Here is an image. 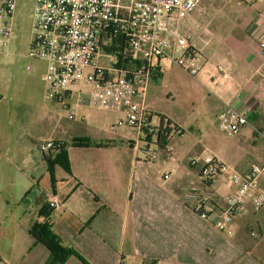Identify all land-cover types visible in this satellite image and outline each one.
Segmentation results:
<instances>
[{"label":"crops","instance_id":"crops-1","mask_svg":"<svg viewBox=\"0 0 264 264\" xmlns=\"http://www.w3.org/2000/svg\"><path fill=\"white\" fill-rule=\"evenodd\" d=\"M214 5L203 0L187 17L167 20L171 53L178 57L190 46L203 55L196 93H205V113L216 122L229 104L251 108L248 124L237 135L253 127L259 149L253 153L251 148L230 170L245 174L264 165V56L258 48L264 40V0H217ZM182 39L185 47L179 45ZM162 60L168 59L157 61L153 81L161 76ZM25 62L20 68L0 67V264H46L50 251L32 235L43 223L76 253L63 264H264L259 256L264 206L256 211L247 199L229 225L232 234L221 231V199L206 202L205 219L195 204L184 202L201 181L189 163L194 157L175 156V138L163 149L139 134L135 140L126 127L113 133L110 126L124 114L97 109L87 95L75 109L81 118L67 116L73 87L63 107L48 97L50 89L42 81L46 62ZM77 140L93 146H74ZM45 142L68 144L70 173L55 167L54 182L45 161L49 151L41 150ZM207 157L228 168L222 152L201 159ZM169 170L171 176L164 179ZM230 175L220 174L207 190L220 198L233 194ZM256 191L264 193V172ZM52 196L59 207L49 206Z\"/></svg>","mask_w":264,"mask_h":264},{"label":"built area","instance_id":"built-area-1","mask_svg":"<svg viewBox=\"0 0 264 264\" xmlns=\"http://www.w3.org/2000/svg\"><path fill=\"white\" fill-rule=\"evenodd\" d=\"M203 0H35L32 24L33 39L29 58L46 62L42 81L49 87L48 97L67 106L70 87L86 81L89 90L83 95L77 89L79 103L86 95L94 107L102 111L123 113L116 124L110 126L115 133L121 127L137 131L140 137L157 143L159 124L154 125L153 114L140 105L143 97L137 88L144 90L157 75V61L168 59L180 65L188 74L196 77L204 67L203 55L188 47L176 57L171 53L170 26L167 20L179 14H190ZM16 0H0V49L8 45ZM264 18V13L262 14ZM259 52L264 56V40L258 41ZM107 62L103 64L102 60ZM217 71L223 78L227 74L221 66ZM84 97V98H83ZM250 107L240 110L227 105L218 115L220 128L229 136L237 135L248 124ZM73 118V115H71ZM181 130L176 133L180 135ZM156 136L155 141L153 137ZM52 142L41 144L46 153ZM154 150L149 147L147 154ZM192 167L199 169L200 181H213L227 167L213 158L190 159ZM264 172V165H255L245 174L233 171L230 182L235 188L231 195L220 198L208 190L202 195V188L192 187L184 202L194 205L202 218L206 202L221 199L222 221L219 229L232 234L229 225L239 213L247 199L252 201L256 211L264 206V193L256 191V181ZM172 171L164 175L168 179ZM207 187V186H206ZM56 196L49 201L51 208L59 207Z\"/></svg>","mask_w":264,"mask_h":264},{"label":"rangeland","instance_id":"rangeland-1","mask_svg":"<svg viewBox=\"0 0 264 264\" xmlns=\"http://www.w3.org/2000/svg\"><path fill=\"white\" fill-rule=\"evenodd\" d=\"M204 3L208 6L211 5L210 7H215L214 4L217 3V0H204ZM34 8L35 0H16L13 15L9 19L11 23L9 45L0 49V67L20 68L22 67L21 64L26 63L25 59H30L29 51L33 39ZM175 16L187 17L188 15L176 13ZM179 45L185 47V39L180 40ZM102 62L107 65L104 59ZM159 71L161 73L160 78L152 80L145 90L142 87L137 88L140 93L144 91L139 103L156 113L153 114L154 125L159 124V116L165 115L179 126L181 134L173 136V139H175L172 143L176 157H181L182 161H186L188 156L191 155L195 159L201 160V157L222 152L229 163L223 174L229 176L231 174L230 170L237 160L250 152L251 148L253 153L258 151L260 141L257 140V133H255L253 127H248L249 134L247 135L240 134L229 137L220 128L219 122L215 120L216 118H211L205 113L206 102L201 101V97L205 93H196V77L188 74L180 65L171 60H162ZM79 87L83 95L89 90V84L86 81L74 85L72 88L73 96L69 102L71 109L64 108V113L67 116L75 114V119L81 118L75 110L77 105H81L77 91ZM125 129H128L127 131L132 138L137 139L138 133L134 129L128 127ZM155 139L156 136L153 137L154 141ZM191 146L197 147L201 155L196 154V150L193 151ZM196 170L199 171L198 168ZM200 183L202 185V187L200 185V188L203 190L202 195L205 196L209 185L202 181ZM259 253L262 262H264V243L259 248Z\"/></svg>","mask_w":264,"mask_h":264},{"label":"trees","instance_id":"trees-1","mask_svg":"<svg viewBox=\"0 0 264 264\" xmlns=\"http://www.w3.org/2000/svg\"><path fill=\"white\" fill-rule=\"evenodd\" d=\"M158 129L159 134L156 144L163 149L169 146L171 138L180 131L179 126L174 124L166 116H160V124ZM73 145L78 147L93 146L92 143L86 140L74 141ZM67 148V143H58L56 145L53 144V147L49 150V153L45 155L48 172L50 173L53 182L55 167H61L66 172L70 173V162ZM54 150L55 153H53ZM212 182L213 181L206 183L211 185ZM32 235L37 241L46 246L50 251V258L46 264H63L69 257L76 256V253L71 248L63 245L61 240L52 233L50 226L45 223L35 226L32 230Z\"/></svg>","mask_w":264,"mask_h":264}]
</instances>
